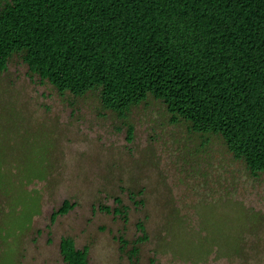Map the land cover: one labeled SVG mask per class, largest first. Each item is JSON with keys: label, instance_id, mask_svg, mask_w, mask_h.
<instances>
[{"label": "rangeland", "instance_id": "374dc122", "mask_svg": "<svg viewBox=\"0 0 264 264\" xmlns=\"http://www.w3.org/2000/svg\"><path fill=\"white\" fill-rule=\"evenodd\" d=\"M169 119L149 96L121 120L98 92L60 93L14 55L0 74V145L13 164L40 167L22 174L30 198L0 189V264H64L62 237L89 246L87 264H264V173ZM64 201L73 209L52 222ZM138 223L148 240L130 261Z\"/></svg>", "mask_w": 264, "mask_h": 264}, {"label": "trees", "instance_id": "16d2710c", "mask_svg": "<svg viewBox=\"0 0 264 264\" xmlns=\"http://www.w3.org/2000/svg\"><path fill=\"white\" fill-rule=\"evenodd\" d=\"M14 55L60 93L98 92L121 120L149 96L160 100L171 123L219 136L252 176L264 173V0H2L0 74ZM132 134L129 125L127 141ZM12 161L0 145V189L20 203L33 181L22 174L38 161ZM73 207L64 201L51 221ZM136 228L130 261L148 240ZM59 249L64 264H87L89 246L62 237Z\"/></svg>", "mask_w": 264, "mask_h": 264}]
</instances>
